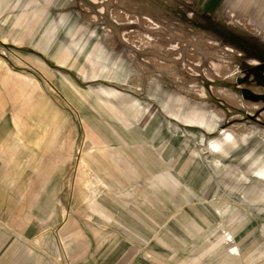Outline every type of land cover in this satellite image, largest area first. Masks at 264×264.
Wrapping results in <instances>:
<instances>
[{
  "label": "rangeland",
  "instance_id": "1",
  "mask_svg": "<svg viewBox=\"0 0 264 264\" xmlns=\"http://www.w3.org/2000/svg\"><path fill=\"white\" fill-rule=\"evenodd\" d=\"M196 1L3 2L1 60L34 75L73 127L55 199L100 203L93 219L91 209L67 210L95 257L107 245L95 229L121 233L124 219L173 264H264V179L255 173L264 168V71L255 68L264 61V0L253 9L226 0L209 14ZM52 42L61 47L50 59ZM134 100L139 107L128 108ZM190 109L214 130L180 122ZM210 141L225 142L227 155ZM105 145L132 156L123 177ZM107 191L130 208H106ZM112 213L120 226L111 228Z\"/></svg>",
  "mask_w": 264,
  "mask_h": 264
},
{
  "label": "crops",
  "instance_id": "2",
  "mask_svg": "<svg viewBox=\"0 0 264 264\" xmlns=\"http://www.w3.org/2000/svg\"><path fill=\"white\" fill-rule=\"evenodd\" d=\"M224 1L196 2L199 9L209 14ZM249 1L252 9L255 3L259 6L260 0ZM58 47H61L60 42H52L49 46L46 54L50 59ZM76 51L78 58L84 56L82 49ZM11 66L9 59L0 58V264H58L57 260L63 259L70 264H84L91 258L93 262L86 264H173L172 259H165L157 245L147 249L146 239L133 232L129 227L131 221L124 219V225L118 228L121 233L108 231L100 234L95 229L92 234L104 238L101 247L105 242L107 245L96 257V252L90 253L88 249L93 248L92 240L87 243L83 234L74 231L72 216L68 217L67 210L74 209L79 216L82 208L91 209L93 219L96 213H100L97 211L100 203L85 200L63 205L60 199H55V195L62 191V168L73 143V127L64 115L59 119L58 110L52 106L50 98L39 92L38 79L34 75L21 73ZM106 78L111 79L108 75ZM104 90L103 93L110 94ZM170 117L180 118L176 114ZM102 148L109 152L108 160L121 163L113 168L114 173L123 177L132 156L126 155L128 153L121 147L105 145ZM103 155L107 156L106 153ZM111 174L114 175L113 170ZM104 196L107 198L106 208H114V205H117L115 208H130V201L115 200L109 191ZM127 215L129 211L124 212L123 218ZM113 216L112 213L111 228L120 226L119 220L116 222ZM132 218L139 221L136 214ZM98 241L99 238L96 247L100 248Z\"/></svg>",
  "mask_w": 264,
  "mask_h": 264
},
{
  "label": "bare ground",
  "instance_id": "3",
  "mask_svg": "<svg viewBox=\"0 0 264 264\" xmlns=\"http://www.w3.org/2000/svg\"><path fill=\"white\" fill-rule=\"evenodd\" d=\"M5 0H0V10H2L4 7H6V4H3ZM11 1V0H10ZM14 3V2H13ZM28 10V9H27ZM63 44V43H62ZM104 90V89H103ZM104 91H108V90H104ZM110 94L114 95L115 93H113L112 90L108 91ZM138 101L134 100L133 103H130L128 108H131L133 106L138 105L137 103ZM136 104V105H135ZM137 109V108H136ZM165 110V109H164ZM201 112H203L202 110H196V109H190L188 112H186V114L184 115V117L181 118L180 122H183V124L185 125H198L200 127H202L203 129L211 132L214 130L215 125L213 123L207 122L205 119V116L201 114ZM169 115H171V113H168ZM226 133V132H225ZM226 144H233L234 143V139L231 138V135L228 134L227 138H226ZM209 142V141H208ZM225 142H220V141H210V147L218 152V153H222L224 155H227V149H226V144L224 145ZM209 144V143H208ZM83 156H81V159ZM255 173L257 174V176H260L262 179H264V168L257 166L255 168ZM232 248V247H231Z\"/></svg>",
  "mask_w": 264,
  "mask_h": 264
},
{
  "label": "water",
  "instance_id": "4",
  "mask_svg": "<svg viewBox=\"0 0 264 264\" xmlns=\"http://www.w3.org/2000/svg\"><path fill=\"white\" fill-rule=\"evenodd\" d=\"M255 68H259V69H261V70L264 71V61H261V62H260V65H257ZM255 68H254V69H255Z\"/></svg>",
  "mask_w": 264,
  "mask_h": 264
},
{
  "label": "flooded vegetation",
  "instance_id": "5",
  "mask_svg": "<svg viewBox=\"0 0 264 264\" xmlns=\"http://www.w3.org/2000/svg\"><path fill=\"white\" fill-rule=\"evenodd\" d=\"M256 64H259V63L256 62Z\"/></svg>",
  "mask_w": 264,
  "mask_h": 264
}]
</instances>
